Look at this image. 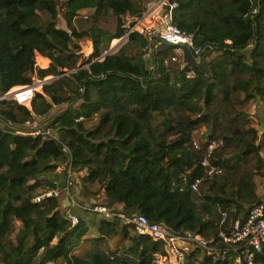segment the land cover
Listing matches in <instances>:
<instances>
[{
	"label": "trees",
	"instance_id": "1",
	"mask_svg": "<svg viewBox=\"0 0 264 264\" xmlns=\"http://www.w3.org/2000/svg\"><path fill=\"white\" fill-rule=\"evenodd\" d=\"M170 1L178 4L174 24L202 50L193 79L185 76L188 67L163 64L171 48L155 52L148 65L147 37L138 32L104 56L125 35L123 18L141 16L146 0H0V97L32 85L34 77L75 71L45 83L30 108L0 100V264H157L162 243L120 219L73 212L80 219L73 226L57 197L34 202L39 188L57 189L45 176L59 168L99 185L110 211L141 214L179 234L217 236L244 219L246 206L264 203L255 183L264 172V145L256 128L243 127L240 111L258 98L264 107V0ZM59 9L67 30L57 26ZM83 11L93 12L77 27ZM110 16L114 31L101 25ZM83 40L92 44L87 59ZM37 55L45 66L50 61L47 68L37 66ZM64 104L47 126L56 138L24 128ZM215 138L224 143L215 154L223 173L194 193L204 146ZM117 236L126 244L112 250L107 243ZM84 242L90 248L75 253ZM199 251L185 264H232L204 253L200 259ZM256 259L264 264V247Z\"/></svg>",
	"mask_w": 264,
	"mask_h": 264
},
{
	"label": "built area",
	"instance_id": "2",
	"mask_svg": "<svg viewBox=\"0 0 264 264\" xmlns=\"http://www.w3.org/2000/svg\"><path fill=\"white\" fill-rule=\"evenodd\" d=\"M177 8V2L170 0L152 1L141 16L132 17L134 24L131 27L124 25L127 31L122 38L117 39V42L119 43L123 39L126 42L129 35L134 32L146 36L148 42L143 52L148 65L155 52L171 48V54L164 58L163 64L165 66L177 64L180 68L188 67L185 76L187 79H193L196 76L194 67L200 63H197L196 58L200 57L202 50L194 46L192 35L181 31L174 24L173 18ZM87 12L89 13V11ZM88 13L83 14L84 19L89 17ZM16 90L11 89L7 94L0 97V100L13 96L18 103L30 108V103L35 95V87L30 85ZM20 94H26V99L22 102L18 99ZM47 126V123L40 124V118L37 117L26 121L24 124V128L32 136L56 138L54 131ZM193 145L196 148L199 147L197 142H194ZM223 145V141L217 138L206 142L204 154L200 161L203 173L196 177L190 186L194 193L199 192L200 185L204 181L223 173V168L215 162V154ZM67 171L69 177L67 178L66 190L69 191V179L72 172L70 168ZM59 194L60 192L57 190L48 191L35 197L34 202L40 203L45 198L58 197ZM68 201L71 207H78L86 212H94L103 219H120L124 225L132 227L139 235L148 236L154 241L161 242L163 252L155 255L157 264H185L187 255L194 250L193 247L214 258L222 260L229 258L232 260V264H260L256 255L264 247V203L251 206L244 219H236L227 225L225 224L228 216L227 213L223 212L221 224L225 227L220 229L217 236L205 238L196 233H175L162 223L150 222L144 215L126 216L110 211L104 204L85 207L76 203L72 195ZM66 218L71 221L73 226L78 225L80 221L79 217L72 212V208L66 212Z\"/></svg>",
	"mask_w": 264,
	"mask_h": 264
},
{
	"label": "rangeland",
	"instance_id": "3",
	"mask_svg": "<svg viewBox=\"0 0 264 264\" xmlns=\"http://www.w3.org/2000/svg\"><path fill=\"white\" fill-rule=\"evenodd\" d=\"M57 1L59 3H62L64 0H57ZM146 1H147V3L145 5V10L149 6V4L152 3V1H154V0H146ZM92 12L89 11V13H88L87 11H83L74 20V24L77 27H80L81 25L86 24V22H85V20L83 18V14L85 15V13H88V15L90 17ZM41 18H42L43 21H45L47 17L45 15H41ZM123 21H124L126 27H131L134 24L133 18L129 17L128 15L123 18ZM101 25L104 28H107V29H109L111 31H114L115 27H116V19L114 17H111V16L107 17V18H104L101 21ZM57 26H58V28L67 30L66 22L64 21L63 14H62L60 9H59V12H58V24H57ZM117 43L118 42L111 43L110 49H112V48L114 49V47H115V45H117ZM92 52H93L92 44L89 41L83 40L81 42L82 59L89 58V56L92 54ZM215 56L216 55H214V57ZM36 63H37V66L40 67V68H43V66H45L44 62L39 59V56H36ZM50 78H52V77H48L45 80L50 79ZM33 81L34 82H33V84L31 86L35 87V94L37 92H41L42 91L41 90V86H39L38 84L43 82V81L37 80L36 77L33 78ZM7 99L11 100V101H15L17 104L21 105L20 103H18L13 98V96H9ZM65 108H66L65 104L61 105V106H54L53 109L50 111V113L46 117L40 118V124H44V123L50 124L49 123L50 120L53 119L59 113H61ZM240 111H241L242 114L245 115L241 119L242 123L245 122L243 127L245 129L250 128V127L256 128L258 130V133H259V136H260L259 137V143L264 145V107H263L262 101L258 98L256 100L254 99V100H252L250 102H247L246 106L240 108ZM91 123H93V122H90L89 124H91ZM201 131H203V129ZM196 139H198V136H196ZM54 173L47 174L48 179L51 178L52 175H54L53 177L57 178L58 175L56 176ZM63 173H62L63 176L61 175V176L58 177L59 179L61 178V181H59V184L57 185V187L58 188L61 187L60 184H62V189H61L60 194L58 195L57 198L62 202L61 209L63 210L65 215H66V212L69 209L72 208V212H75L80 217H83V216L87 215L89 218H92V219H95V220L100 219L101 216L99 214H96L94 212H89V211L85 212V211H83L82 209H80L78 207H74L73 208L70 205H65L64 201L65 200H69L70 195H72V197L74 198L76 203H79L80 205L85 206V207H90V206H94V205L104 204V190L99 185H95V184L91 185V184L83 182V180H82V178L84 176L83 173L75 174V173L72 172V174H70L69 191H68V190H66V186H67V178L69 177V173H68V171L65 172V174H63ZM255 183L257 185V193L262 198V200L264 202V172L262 174H258L255 177ZM46 191H47V189H46V186H45V187L39 188L36 193H37V195H41V194L45 193ZM250 207L251 206H246V208H245L246 210L241 213V217L245 216V214L247 215L248 210L250 209ZM15 226L17 228L20 225L18 223H15ZM95 233H96L95 226L91 227V230H90L88 236L91 237ZM125 244H126V241H124V239L122 237L117 236V237L111 239L107 243V246L110 249L115 250L118 247H122ZM89 248H90V244L84 242V243H82L80 245L79 248H77L75 253L82 254V253H84V251H86ZM193 248L196 249L195 247H193ZM203 253H201V252L199 253L200 259H202L201 256H203L205 254V253L204 254ZM57 264H61V263H57Z\"/></svg>",
	"mask_w": 264,
	"mask_h": 264
},
{
	"label": "water",
	"instance_id": "4",
	"mask_svg": "<svg viewBox=\"0 0 264 264\" xmlns=\"http://www.w3.org/2000/svg\"><path fill=\"white\" fill-rule=\"evenodd\" d=\"M124 42H125L124 39L121 40V41H119V43H117V45H115L114 49H113V48H112V49H109V51L106 52V53L104 54V56L109 55V54L116 53V52L120 49V47L124 44ZM249 49H252V48H249ZM196 61H197V63H199V62L201 61V57L196 58ZM80 68H81V67H79L78 69H80ZM78 69H77V70H78ZM73 72H75V71H67V72H65L64 74L59 75L58 77H55V78L52 77V78H50V79H47V80H45V81L39 83L38 85L41 86V88H42V86H43L45 83H48V82H50V81H53V80H55V79H58L59 77H61V76H63V75H68V74L73 73ZM48 101L51 102L50 99H48ZM8 128H12V129H13V127H11V126H8ZM64 202H65V205H69V201H68V200H65ZM106 202H107V199L104 200V204H105Z\"/></svg>",
	"mask_w": 264,
	"mask_h": 264
},
{
	"label": "crops",
	"instance_id": "5",
	"mask_svg": "<svg viewBox=\"0 0 264 264\" xmlns=\"http://www.w3.org/2000/svg\"><path fill=\"white\" fill-rule=\"evenodd\" d=\"M114 41L117 42L118 40H114ZM37 56H40V55H37ZM40 57H41V56H40ZM45 59L48 60L47 58H45ZM48 61H49V60H48ZM49 63H50V61L48 62V65H47V66H44L43 68H47V67L49 66ZM19 88H21V87H15V88H13V90H16V89H19ZM63 170H64V168H62V169L59 168V169L54 173L56 176L58 175L57 178H56V177H53L54 175H52L53 178H52V177L49 178L50 181H53L54 184L58 185V184H59V181H61V178L59 179L58 177L62 175V173L64 172ZM63 174H64V173H63ZM62 176H63V175H62ZM45 179H48L47 175L45 176ZM49 179H48V180H49ZM57 179H58V180H57ZM65 184H66V183H65ZM60 186H61V187H59V188L57 187V189H56V190L59 191V192H60L61 189H62V184H60ZM105 199H106V198H104V200H105ZM69 210H70V209H69ZM69 210H68V211H69Z\"/></svg>",
	"mask_w": 264,
	"mask_h": 264
},
{
	"label": "bare ground",
	"instance_id": "6",
	"mask_svg": "<svg viewBox=\"0 0 264 264\" xmlns=\"http://www.w3.org/2000/svg\"><path fill=\"white\" fill-rule=\"evenodd\" d=\"M21 95H22V98H19L20 96L18 95V99L20 100V102L26 99V94H21Z\"/></svg>",
	"mask_w": 264,
	"mask_h": 264
}]
</instances>
